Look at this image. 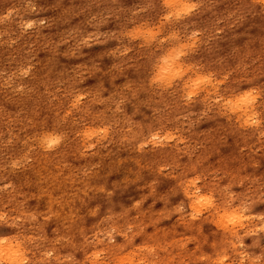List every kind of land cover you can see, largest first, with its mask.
I'll list each match as a JSON object with an SVG mask.
<instances>
[{
  "label": "rangeland",
  "instance_id": "1",
  "mask_svg": "<svg viewBox=\"0 0 264 264\" xmlns=\"http://www.w3.org/2000/svg\"><path fill=\"white\" fill-rule=\"evenodd\" d=\"M0 240L264 264V0H0Z\"/></svg>",
  "mask_w": 264,
  "mask_h": 264
},
{
  "label": "bare ground",
  "instance_id": "2",
  "mask_svg": "<svg viewBox=\"0 0 264 264\" xmlns=\"http://www.w3.org/2000/svg\"><path fill=\"white\" fill-rule=\"evenodd\" d=\"M248 97H243L237 100V108L241 109L246 107L244 113L248 115L250 113L249 109V102H248ZM249 117V115H248ZM235 213L232 215L230 214V217L235 218ZM238 219H240V216H236ZM80 232V231H79ZM74 241L71 243L72 247H78L77 243V236L74 235ZM21 250L20 248L12 243H10L8 240H0V260H5L8 261L10 264H21Z\"/></svg>",
  "mask_w": 264,
  "mask_h": 264
}]
</instances>
